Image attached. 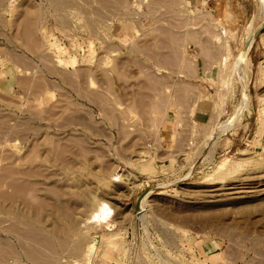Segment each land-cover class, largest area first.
I'll return each mask as SVG.
<instances>
[{
	"label": "rangeland",
	"instance_id": "374dc122",
	"mask_svg": "<svg viewBox=\"0 0 264 264\" xmlns=\"http://www.w3.org/2000/svg\"><path fill=\"white\" fill-rule=\"evenodd\" d=\"M189 5L0 0V264H264V0L205 2L207 72L113 35Z\"/></svg>",
	"mask_w": 264,
	"mask_h": 264
},
{
	"label": "crops",
	"instance_id": "0c3cea01",
	"mask_svg": "<svg viewBox=\"0 0 264 264\" xmlns=\"http://www.w3.org/2000/svg\"><path fill=\"white\" fill-rule=\"evenodd\" d=\"M186 1L190 4V9L185 11L184 17H181L186 19L185 27L178 26L176 17V25L171 23L168 27L145 29L139 26L134 27L133 23H129L113 32V35H119L121 41L127 44V59L134 61L130 64L148 59L150 61L147 63L148 65L173 68L179 65V44L188 41L189 48L198 52V64L200 67H205V72H207V67L214 65L205 59L207 58L205 56V34L210 31L209 27H205V19H209L208 12H205V2L207 3L209 0ZM211 16L214 20L219 19L223 24H227L230 12L225 10L220 16L215 13H211ZM195 24L199 26H194ZM211 33L213 32H209V34ZM123 48L126 49L125 46ZM207 106L208 104L204 109L197 110V113L203 114L201 111L204 110L205 114H209Z\"/></svg>",
	"mask_w": 264,
	"mask_h": 264
},
{
	"label": "bare ground",
	"instance_id": "6f19581e",
	"mask_svg": "<svg viewBox=\"0 0 264 264\" xmlns=\"http://www.w3.org/2000/svg\"><path fill=\"white\" fill-rule=\"evenodd\" d=\"M109 2V1H108ZM102 3V2H101ZM27 36V35H26ZM251 41V40H250ZM248 48V47H247ZM244 55V54H243ZM246 55V54H245ZM15 60V59H14ZM23 63V62H22ZM21 63V64H22ZM18 64V63H17ZM28 64V63H27ZM63 65V64H62ZM19 66V65H18ZM56 66V65H55ZM20 67V66H19ZM29 69V68H28ZM31 81V80H30ZM24 82V81H23ZM26 85V84H25ZM95 100V98H94ZM111 100V99H110ZM97 101V100H96ZM120 101V100H119ZM101 108V107H100ZM106 109V108H105ZM107 214V211L105 210L104 212H101V215L104 217L105 215ZM39 236V235H38ZM31 244V243H30ZM21 246V245H20ZM33 246V245H32ZM254 246V245H253ZM38 247V246H37ZM92 248V245H90V249ZM25 251V250H24ZM0 252H3V251H0ZM28 252V250H27ZM6 253V252H5ZM42 253V252H41ZM4 255V254H3ZM8 255V254H7ZM36 258V257H35ZM37 259V258H36ZM40 259V258H39ZM29 260V259H28Z\"/></svg>",
	"mask_w": 264,
	"mask_h": 264
}]
</instances>
